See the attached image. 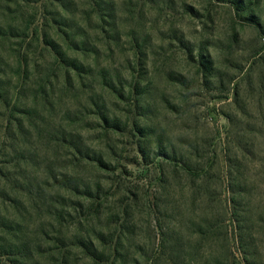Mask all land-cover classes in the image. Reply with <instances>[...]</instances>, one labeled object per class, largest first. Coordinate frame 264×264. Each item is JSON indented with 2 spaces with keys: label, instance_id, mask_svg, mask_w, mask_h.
Returning <instances> with one entry per match:
<instances>
[{
  "label": "rangeland",
  "instance_id": "1",
  "mask_svg": "<svg viewBox=\"0 0 264 264\" xmlns=\"http://www.w3.org/2000/svg\"><path fill=\"white\" fill-rule=\"evenodd\" d=\"M0 264H264V0H0Z\"/></svg>",
  "mask_w": 264,
  "mask_h": 264
},
{
  "label": "trees",
  "instance_id": "2",
  "mask_svg": "<svg viewBox=\"0 0 264 264\" xmlns=\"http://www.w3.org/2000/svg\"><path fill=\"white\" fill-rule=\"evenodd\" d=\"M186 170H187L188 172H191V173H192V171H191L190 169L186 168Z\"/></svg>",
  "mask_w": 264,
  "mask_h": 264
}]
</instances>
